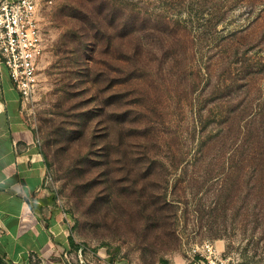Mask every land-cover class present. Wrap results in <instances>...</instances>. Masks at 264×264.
<instances>
[{
    "label": "rangeland",
    "instance_id": "obj_1",
    "mask_svg": "<svg viewBox=\"0 0 264 264\" xmlns=\"http://www.w3.org/2000/svg\"><path fill=\"white\" fill-rule=\"evenodd\" d=\"M35 1L24 114L81 263L264 264V0Z\"/></svg>",
    "mask_w": 264,
    "mask_h": 264
},
{
    "label": "crops",
    "instance_id": "obj_2",
    "mask_svg": "<svg viewBox=\"0 0 264 264\" xmlns=\"http://www.w3.org/2000/svg\"><path fill=\"white\" fill-rule=\"evenodd\" d=\"M24 109L0 65V257L4 264H93L74 254L70 219L47 183L45 156Z\"/></svg>",
    "mask_w": 264,
    "mask_h": 264
},
{
    "label": "built area",
    "instance_id": "obj_3",
    "mask_svg": "<svg viewBox=\"0 0 264 264\" xmlns=\"http://www.w3.org/2000/svg\"><path fill=\"white\" fill-rule=\"evenodd\" d=\"M35 0H0V65H4L23 101L36 89L44 39ZM206 264H225L213 246H205Z\"/></svg>",
    "mask_w": 264,
    "mask_h": 264
},
{
    "label": "trees",
    "instance_id": "obj_4",
    "mask_svg": "<svg viewBox=\"0 0 264 264\" xmlns=\"http://www.w3.org/2000/svg\"><path fill=\"white\" fill-rule=\"evenodd\" d=\"M44 154V153H43ZM44 156H45V154H44ZM45 160H46V157H45ZM47 163V162H46ZM0 264H4L3 263V260H2V258L0 257Z\"/></svg>",
    "mask_w": 264,
    "mask_h": 264
}]
</instances>
